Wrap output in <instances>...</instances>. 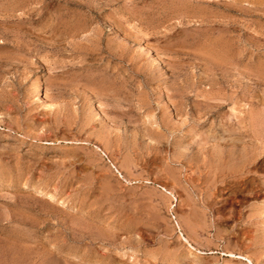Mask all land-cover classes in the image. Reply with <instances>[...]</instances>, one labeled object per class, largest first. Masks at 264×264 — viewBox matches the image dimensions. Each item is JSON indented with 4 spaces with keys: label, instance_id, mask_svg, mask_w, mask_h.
I'll return each mask as SVG.
<instances>
[{
    "label": "rangeland",
    "instance_id": "rangeland-1",
    "mask_svg": "<svg viewBox=\"0 0 264 264\" xmlns=\"http://www.w3.org/2000/svg\"><path fill=\"white\" fill-rule=\"evenodd\" d=\"M0 264H264V0H0Z\"/></svg>",
    "mask_w": 264,
    "mask_h": 264
},
{
    "label": "bare ground",
    "instance_id": "bare-ground-1",
    "mask_svg": "<svg viewBox=\"0 0 264 264\" xmlns=\"http://www.w3.org/2000/svg\"><path fill=\"white\" fill-rule=\"evenodd\" d=\"M217 49H219V48H217ZM214 51V50H213ZM217 51V50H216ZM225 51V50H224ZM222 54V53H221ZM34 90H35V92H38L39 94H41L42 93V89H41V80H40V78L36 81V83H35V85H34ZM38 94V95H39ZM43 94V93H42ZM213 130V129H212ZM214 130H215V128H214ZM228 131V130H227ZM213 132V131H212ZM222 132V131H221ZM217 134V133H216ZM215 134V135H216ZM219 136V135H218ZM217 136V137H218ZM208 137V136H207ZM212 137V141L214 140V142L216 141L217 142V140L218 141H221V142H217V147H219L218 149H220V148H222V147H225L226 146V144H222V142L223 143H225L224 141V139L223 138H221V140H219V138H217V137H215V136H211ZM231 137V136H230ZM209 139H211V138H209ZM230 139V138H229ZM229 141V140H228ZM189 142V141H188ZM228 143V142H227ZM216 144V143H215ZM227 145H230V147L231 146H234L233 144H231V143H228ZM215 146V145H214ZM213 146V147H214ZM187 147V146H186ZM233 148V147H232ZM187 150V149H186ZM211 150H212V148H211ZM261 150V149H260ZM216 151V150H215ZM218 151V150H217ZM239 152V151H238ZM239 154H240V152H239ZM251 154V153H250ZM191 155V154H190ZM215 155V154H214ZM236 155V154H235ZM234 155V152H232V150H229L226 154L225 153H223V152H219V153H216V156H214V157H216V158H212V159H215V160H212V167L214 166L215 167V170L218 168H220V167H222V168H224V169H228L227 167H231V166H234L235 164H236V162H238V164H239V166L241 165H243L244 164V154L243 153H241V155H239V156H235ZM189 156V155H188ZM213 157V156H212ZM193 158V157H192ZM187 159H189V158H187ZM188 161H191L190 159L188 160ZM186 162H187V160H186ZM188 163V166H190L189 164H191V163H189V162H187ZM186 163V164H187ZM216 163V164H215ZM246 163V162H245ZM215 164V165H214ZM183 165V164H182ZM185 165V164H184ZM186 166V165H185ZM192 166V165H191ZM190 166V167H191ZM241 166H240V168H241ZM203 168V167H202ZM212 169V168H211ZM217 171V170H216ZM216 171H215V173H216ZM247 174V173H246ZM234 175V173L231 171V170H225L224 172H223V177H224V179L221 181V183H224V182H226V180L228 179V178H233V177H235V178H237V179H240L239 177H240V175H238V176H233ZM188 178V177H187ZM196 178V177H195ZM216 179V178H215ZM189 180V179H188ZM213 180V179H212ZM244 180V179H243ZM186 181V180H185ZM193 185V184H192ZM39 193V192H38ZM229 253V252H228ZM228 256V255H227ZM229 256L230 257H236V258H238V259H241V260H245V261H248L249 263H251L250 262V260L249 259H247L246 257H245V255L243 256V255H235V254H233V253H229Z\"/></svg>",
    "mask_w": 264,
    "mask_h": 264
}]
</instances>
